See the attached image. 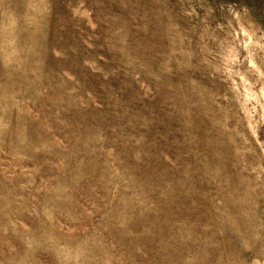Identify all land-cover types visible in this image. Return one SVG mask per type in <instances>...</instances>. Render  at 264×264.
Instances as JSON below:
<instances>
[{
	"label": "rangeland",
	"instance_id": "374dc122",
	"mask_svg": "<svg viewBox=\"0 0 264 264\" xmlns=\"http://www.w3.org/2000/svg\"><path fill=\"white\" fill-rule=\"evenodd\" d=\"M0 264H264V0H0Z\"/></svg>",
	"mask_w": 264,
	"mask_h": 264
}]
</instances>
